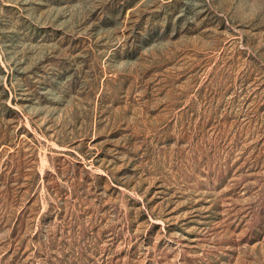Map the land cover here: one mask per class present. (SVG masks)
I'll return each mask as SVG.
<instances>
[{"label":"rangeland","instance_id":"1","mask_svg":"<svg viewBox=\"0 0 264 264\" xmlns=\"http://www.w3.org/2000/svg\"><path fill=\"white\" fill-rule=\"evenodd\" d=\"M0 264H264V0H0Z\"/></svg>","mask_w":264,"mask_h":264}]
</instances>
